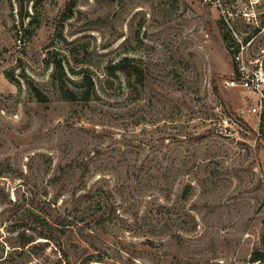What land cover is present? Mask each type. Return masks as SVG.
<instances>
[{"label":"rangeland","instance_id":"obj_1","mask_svg":"<svg viewBox=\"0 0 264 264\" xmlns=\"http://www.w3.org/2000/svg\"><path fill=\"white\" fill-rule=\"evenodd\" d=\"M242 48L264 0H0V264H264Z\"/></svg>","mask_w":264,"mask_h":264},{"label":"built area","instance_id":"obj_2","mask_svg":"<svg viewBox=\"0 0 264 264\" xmlns=\"http://www.w3.org/2000/svg\"><path fill=\"white\" fill-rule=\"evenodd\" d=\"M244 47V46H242ZM244 48L239 49L235 55V69L233 76L226 81L227 86L229 87H243L258 93V103L248 108V112L256 113L260 115L264 109V70L261 66L252 65L244 56ZM221 126L228 130L229 134H233V131L236 130L234 125L237 124V120L231 117H222ZM233 128V130H232Z\"/></svg>","mask_w":264,"mask_h":264},{"label":"trees","instance_id":"obj_3","mask_svg":"<svg viewBox=\"0 0 264 264\" xmlns=\"http://www.w3.org/2000/svg\"><path fill=\"white\" fill-rule=\"evenodd\" d=\"M70 10H71V8H70ZM257 30H259V28H257ZM230 37H231L230 34L227 33L226 38L229 39ZM238 50H239V49H238ZM238 50H235V51H234V55H235V53H236ZM130 60H131V59H130L128 56L122 58L118 63L112 65V69H113V71H115V70H125V66H124V65H125L127 62H129ZM55 64H56V67H55V68H56V71H62V72H64V65H63V63H62L60 60H58ZM234 69H235V67H234ZM87 83H88V88H87V90H85L84 95H85V98H90V96H91V91H92L93 88H94V82H93V80H92L91 78H89L88 81H87ZM32 87H33V90H34L35 94H36L37 97L39 98V100H41V101H46V97H45L44 94L41 92V90L38 89L36 86H32ZM215 89H216V91H218L217 86L215 87ZM69 92H70L72 95L75 94V92H72V91H70V90H69ZM262 126H263V125H262ZM263 127H264V126H263ZM263 127H262V128H263ZM262 258H264V253H263V252H257L256 256L253 257V260H258V259H262Z\"/></svg>","mask_w":264,"mask_h":264}]
</instances>
